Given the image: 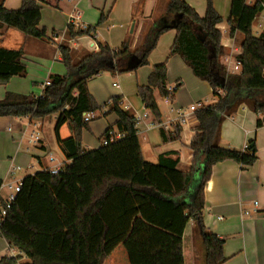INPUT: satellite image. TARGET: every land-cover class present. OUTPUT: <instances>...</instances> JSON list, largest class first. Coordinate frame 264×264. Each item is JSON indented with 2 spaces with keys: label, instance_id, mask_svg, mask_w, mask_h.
Instances as JSON below:
<instances>
[{
  "label": "trees",
  "instance_id": "16d2710c",
  "mask_svg": "<svg viewBox=\"0 0 264 264\" xmlns=\"http://www.w3.org/2000/svg\"><path fill=\"white\" fill-rule=\"evenodd\" d=\"M45 2L22 0L19 9L7 10L0 0V27L49 41L46 29L39 26V3ZM206 2L205 15L199 17L184 0H169L164 15L144 31L133 49L130 36L118 49L97 42V52L74 62L69 46L61 43L58 50L65 75H51L39 96L5 93L0 100V118H28L33 122L56 115L54 131L66 161L56 174L44 169L20 182V191L0 224V238L18 255H4L0 264H17L22 256L25 258L22 264H103L126 238L137 215L175 237H181L192 220L194 234L200 236L204 248V264L225 262L224 241L203 226L204 188L217 163L231 160L247 169L257 161L254 139L247 142L243 151L225 149L218 145V130L221 122L240 106L257 116L256 128L264 127V30L258 36L252 33L255 19L264 10V0L252 5L247 0H231L227 24L230 34L241 39L237 74L225 71L226 53L217 28L223 19L211 1ZM107 16L101 12L97 23L85 30L68 24L65 39L95 38L96 28ZM168 30L176 33L168 55L181 58L197 79L209 84L217 98L213 106L216 119L202 143L203 162L197 178L195 166L179 170V159L174 153L160 155L156 163L145 161L137 138L136 118L123 109L122 98L114 96L98 105L87 86L100 73L119 75L148 65L149 54ZM133 56L139 63L130 69L127 63ZM22 60V49L0 47V86L13 77H25ZM180 86L177 83L172 93L167 91L164 62L152 68L147 85L137 87V96L144 108L160 121L154 91L172 100ZM89 113L116 117L101 136L100 146L93 150L84 149L81 138L82 131L97 118L85 122ZM63 125L70 130L65 139L58 135ZM117 134L121 138L110 141ZM1 185L0 179V188Z\"/></svg>",
  "mask_w": 264,
  "mask_h": 264
},
{
  "label": "crops",
  "instance_id": "0c3cea01",
  "mask_svg": "<svg viewBox=\"0 0 264 264\" xmlns=\"http://www.w3.org/2000/svg\"><path fill=\"white\" fill-rule=\"evenodd\" d=\"M21 1L3 0V6L7 10H16L20 8ZM45 1V3H39L41 6L39 26L46 29L49 41L29 36L23 37V35L11 31V28L0 27V43H4L1 44L4 46L0 47L10 50L22 49V61L26 68L25 77H13L5 86H0V100L6 92L39 96L51 75H65L66 70L58 50V45L61 43H66L69 46L74 62L97 52V42H105L111 49H118L123 41L130 36L133 49L140 42L144 31L153 22L161 19L169 2V0ZM184 1L199 17H204L206 0ZM210 1L215 11L223 19L217 28L222 35L220 44L227 56L229 51L224 45L229 43L228 38L231 37L227 24L231 0ZM101 12L108 16L107 20L96 28L95 38L84 36L72 41L65 39L64 34L71 15H79L81 23L86 26H94ZM253 25H256L259 30L256 34L253 31L252 33L258 36L264 30V11L255 19ZM175 34V30H168L159 37L154 50L148 56V65L125 74L100 73L91 78L87 86L89 93L98 105L102 106L110 98L119 96L122 98L123 109L136 119L146 115L136 126L141 155L145 161L156 163L160 155L174 153L179 159V170L185 171L195 166V178H197L203 162L202 143L209 127L216 119V110L213 106L217 103V98L213 95L209 84L197 79L181 58L168 55ZM240 41V37L235 35V46L238 50L235 53L236 56L241 53ZM164 62L167 67V87H174L177 83H180L181 86L170 101L162 98L157 91H154V97L160 113L159 120L162 123L174 120L180 111L186 110L185 125L179 136L176 137H169L168 132L151 126L156 119L150 111L144 108L137 96V87L147 85L152 68ZM197 104L199 106L194 111H188L190 106ZM231 117L233 120H230L229 116L219 125V147L243 151L246 143L254 139L257 161L247 169H243L231 160L219 162L212 167L210 179L204 188L202 222L207 232L216 234L224 241L223 256L226 260L222 264H264V127L256 128L257 116L245 106H240ZM22 120H28L29 124L32 123L28 118H0L1 197L7 195L6 185L22 181L24 178L20 177L11 181V178L18 172L11 174V169L17 166L18 160L24 161V157L19 155L20 152L14 149V141L22 139V131L25 129ZM115 120L114 115H108L98 116L91 121L88 129L83 130L81 134L83 148L87 150L98 148L101 136L109 126L114 124ZM42 121L38 122L41 126ZM63 130H68V133L66 131L62 136ZM58 135L61 139L69 137L68 126L63 125L59 129ZM37 147L43 153H51L42 139L38 142ZM11 151L14 155L12 158H10ZM2 153H4L3 156ZM5 155L6 158H10V162L5 159ZM38 158L42 170L53 165L46 161L43 163L41 157ZM55 161L63 164L66 160L58 161L56 159ZM143 224L147 223L139 215L135 216L128 235L105 258L103 264H128L133 259L130 256L132 255V252H129L130 248L135 249L138 255L141 251L145 254V247L139 234ZM194 226L193 221L190 220L181 237H175L166 232L165 236H168L166 239L169 241L179 238L185 245L189 243L184 251L180 250L178 253H174L171 247L168 249V255L171 259L174 258L175 263L178 259L177 264H183L188 259L194 258L197 242L200 241L202 244L201 238L194 234ZM132 234L135 235L131 240ZM4 243V249L0 251V258L4 255L8 256L9 252L14 250L9 248L5 241ZM155 249L159 254L153 253ZM165 252L166 246L154 243L152 253L147 257L148 264H165ZM24 261L25 258L22 256L17 264H22Z\"/></svg>",
  "mask_w": 264,
  "mask_h": 264
},
{
  "label": "rangeland",
  "instance_id": "374dc122",
  "mask_svg": "<svg viewBox=\"0 0 264 264\" xmlns=\"http://www.w3.org/2000/svg\"><path fill=\"white\" fill-rule=\"evenodd\" d=\"M11 31H13L14 33H17L19 35H23V37H27L26 35L24 36L23 33L19 32L18 30L15 29H10ZM258 27L256 25H253V33L256 34V32H258ZM253 34V35H254ZM4 43H0V46H4L1 45ZM10 46V45H9ZM22 122L25 125V129L22 131V139H18L16 141H14V149L19 153L20 156L24 157V161H17L16 164L17 166H19L21 168L20 171H18L15 176L13 178H11L13 180H17V178L20 177H25L27 175H32L35 172H39L42 170V167L39 165L38 163V157H41L40 159L43 161V163L46 161V163H49V158L52 157L55 160L57 159L58 161H64L65 158L63 156V154L61 153L58 144H57V139H56V134H55V125H56V115H52L50 117L45 118L42 121V126L38 123L40 121L35 120L34 122H32L31 124L28 123V120H22ZM34 126H36L37 128H35ZM68 133V130H63L61 132V135L63 136L65 133ZM32 132L38 133L39 134V139H42L43 142L46 144V147L48 148V150H50L51 153H43V151H41L38 147L37 144L38 142L35 143H31L29 142V137L32 134ZM9 150V149H8ZM14 151V152H15ZM4 153H2L3 156ZM13 152L11 151V155L10 158H12L14 155H12ZM7 155V154H6ZM5 155V159L10 162V158H6ZM53 163H51L52 165ZM134 229V228H133ZM139 234L142 237L141 242L143 244V246L145 247V254L141 251L140 255L137 254L135 249L130 248V253L132 252V255H130L133 259L130 260V262L128 264H148L147 261V257L152 253V246L154 243H160L163 247L166 246V252H165V256H164V262L165 264H177L178 263V259H177V263H175L176 261L173 259H171L168 255V249L171 247V250L174 253H178L180 252V250L184 251V248L186 249L189 246V243H186V245L184 244V242L182 240H179V238H177V240L174 241H169L166 238L168 236L166 232L159 230L153 226H150L148 224H143L142 229L139 230ZM135 234H132V238H130L131 240L133 239ZM197 237H200L198 235H196ZM190 241V240H189ZM4 241L3 239L0 238V251H2L4 249ZM132 245L133 242H131ZM171 244V245H170ZM198 246L195 247L194 252H195V257L188 259V261H185L183 264H204V248L202 246V244L199 242H197ZM133 250H135V252L133 253ZM189 250V248H188ZM192 250V249H191ZM154 254H159V252L157 251V249L154 250L153 252ZM142 255V257H141ZM175 261V262H174Z\"/></svg>",
  "mask_w": 264,
  "mask_h": 264
},
{
  "label": "built area",
  "instance_id": "2783aa9c",
  "mask_svg": "<svg viewBox=\"0 0 264 264\" xmlns=\"http://www.w3.org/2000/svg\"><path fill=\"white\" fill-rule=\"evenodd\" d=\"M256 1H259V0H247V4L252 5ZM68 24H72L76 27H79L82 30L86 29V25L81 23L79 15H71L69 17ZM229 33H230V31H229ZM235 35L236 34L231 35V37L228 38L229 43L224 45V47L227 48L229 51L228 55L224 59V67H225V71L227 74H237L240 72V66L236 60L237 56L235 55V53L238 51V50H236V46H235ZM173 89H174V87H167V91L169 93H172ZM217 92L221 94V91H217ZM166 100L170 101L169 98H166ZM197 106H199V105L197 104V105L190 106L188 108V111H190V112L194 111L197 108ZM96 117H97V114L89 113V114L85 115L84 121L89 122V121L95 119ZM145 117H146V115H143L142 117L136 119V126L139 125V123L141 122V119L145 118ZM185 117H186V110H182V111H180V113L177 114V116L174 120H171L167 123H162L161 121L156 120L151 124V126L152 127H158L160 129H162L163 131L168 132L169 137H176V136H179L181 130L183 129V126L185 125ZM230 120H233V118L231 116H230ZM34 127L37 128L36 126H34ZM119 138H121V135L117 134V135H115V137L110 139V141L114 140V139H119ZM39 141H40L39 134L32 132V134L29 137V142L35 143V142H39ZM103 144L105 145V144H107V142L104 141ZM246 148H247V143H246L244 149H246ZM48 162L53 163V165L47 169L51 174H56L59 171V169L62 167V164L56 163L55 159L52 157L49 158ZM20 170H21V168L19 166H14L11 169V174H14V172L20 171ZM20 182L21 181L6 185L5 187L8 191L7 195L5 197L0 196V224L2 222H4L7 210L10 208V206H11L12 202L14 201L16 195L20 191V185H21ZM17 255H18V252L14 251V250L10 251L8 254L9 257H16Z\"/></svg>",
  "mask_w": 264,
  "mask_h": 264
},
{
  "label": "water",
  "instance_id": "95a60500",
  "mask_svg": "<svg viewBox=\"0 0 264 264\" xmlns=\"http://www.w3.org/2000/svg\"><path fill=\"white\" fill-rule=\"evenodd\" d=\"M133 29V26L131 27V31ZM139 63V59L136 56H133L130 58V60L127 63L128 68L132 69L135 68Z\"/></svg>",
  "mask_w": 264,
  "mask_h": 264
}]
</instances>
